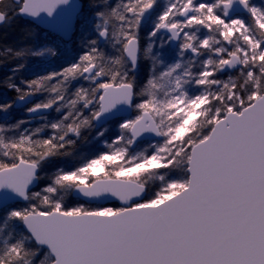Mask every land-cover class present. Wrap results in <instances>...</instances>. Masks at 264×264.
Instances as JSON below:
<instances>
[{"label":"snow or ice","instance_id":"6c2138e0","mask_svg":"<svg viewBox=\"0 0 264 264\" xmlns=\"http://www.w3.org/2000/svg\"><path fill=\"white\" fill-rule=\"evenodd\" d=\"M0 67V264H264V0H0Z\"/></svg>","mask_w":264,"mask_h":264},{"label":"trees","instance_id":"16d2710c","mask_svg":"<svg viewBox=\"0 0 264 264\" xmlns=\"http://www.w3.org/2000/svg\"><path fill=\"white\" fill-rule=\"evenodd\" d=\"M25 22L24 21H20L19 24L16 26V30L15 31H12V30H9V39L10 40H15L18 35H19V27L22 26ZM46 35L44 31H42V36H41V39H43V36ZM66 47H67V50L69 52H72V50L75 48V44H74V41L69 43V44H66ZM65 63V61L63 59H60V60H57L55 61L52 65H38L36 61H33V60H29L28 61V70L25 71L23 73V75L26 77V78H30L34 72L36 71V69L38 68H46L48 70H51V68H58L61 64ZM7 73V70L5 68H2L0 67V78H2L5 74ZM147 74V66H144L142 67L141 69V76L143 77L144 75ZM14 93L12 92H5L4 89L0 88V102H2L5 97H7L8 99H11L12 97H14ZM25 116V113L24 112H18V111H14L13 112V119H16V118H21V117H24ZM101 146L98 145V146H95V147H92L91 148V151L92 152H95L97 150V148H100ZM77 203H83L81 201H78L77 199L75 198H70L68 200V204L70 206H75ZM114 206H119L118 204H114Z\"/></svg>","mask_w":264,"mask_h":264},{"label":"water","instance_id":"95a60500","mask_svg":"<svg viewBox=\"0 0 264 264\" xmlns=\"http://www.w3.org/2000/svg\"><path fill=\"white\" fill-rule=\"evenodd\" d=\"M42 16H45L46 14H41ZM40 29L55 36V37H58L60 38L63 42L65 43H70L73 41V38L69 35V36H66L64 35L62 32H58V31H55L53 29H50L46 24H40ZM80 201H83V199H80ZM120 202L118 200H116L115 198H112L108 201H105L103 202V206H109V205H112V204H119ZM87 204V203H86ZM90 205H96V204H90Z\"/></svg>","mask_w":264,"mask_h":264},{"label":"rangeland","instance_id":"374dc122","mask_svg":"<svg viewBox=\"0 0 264 264\" xmlns=\"http://www.w3.org/2000/svg\"><path fill=\"white\" fill-rule=\"evenodd\" d=\"M46 35H48L49 39L54 41L56 44H58L62 49H67L66 45L63 42H61L59 39H56L49 34H46ZM100 146L102 147V145ZM82 204H84L85 207H92V208L97 207V206L86 204V203H82ZM104 207H115V206L109 205V206H104Z\"/></svg>","mask_w":264,"mask_h":264},{"label":"flooded vegetation","instance_id":"af4514ba","mask_svg":"<svg viewBox=\"0 0 264 264\" xmlns=\"http://www.w3.org/2000/svg\"><path fill=\"white\" fill-rule=\"evenodd\" d=\"M19 112H23V111H19Z\"/></svg>","mask_w":264,"mask_h":264}]
</instances>
